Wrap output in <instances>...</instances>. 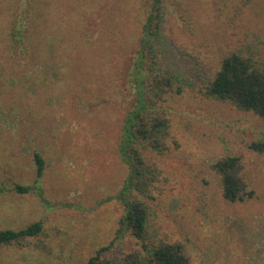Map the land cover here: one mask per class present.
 Returning <instances> with one entry per match:
<instances>
[{
  "label": "rangeland",
  "instance_id": "374dc122",
  "mask_svg": "<svg viewBox=\"0 0 264 264\" xmlns=\"http://www.w3.org/2000/svg\"><path fill=\"white\" fill-rule=\"evenodd\" d=\"M0 0V187L33 185L45 162L43 201L35 192L0 195V230L43 222L26 245L0 246V264H88L116 236L124 206L114 197L128 176L119 155L133 101L125 76L154 0ZM27 24L15 43L19 9ZM156 70L182 92L158 104L170 121L169 150L146 152L151 237L179 243L192 264H264V120L205 88L224 56L244 50L264 65V0H162ZM30 16V17H29ZM150 60V61H151ZM241 159L244 201L223 195L214 165ZM131 235L104 257L129 264Z\"/></svg>",
  "mask_w": 264,
  "mask_h": 264
},
{
  "label": "trees",
  "instance_id": "16d2710c",
  "mask_svg": "<svg viewBox=\"0 0 264 264\" xmlns=\"http://www.w3.org/2000/svg\"><path fill=\"white\" fill-rule=\"evenodd\" d=\"M161 3L162 0H154V9L149 13L141 44L131 55L125 76L126 86L133 92V101L122 124L118 155L128 167V176L120 192L114 197L125 207L124 213L113 241L109 246L98 250L88 264H115L104 257V253L116 242L124 240L128 234L140 244V249L128 256L129 264H192L181 244L157 242L151 237L148 226L149 207L139 198L150 183L146 152L149 150L163 155L169 150L167 141L170 121L163 116L158 104L165 101L172 92H182L179 84L181 80L167 70L157 71L156 67L153 68L155 58L151 60V56L158 51L157 38L162 30L156 9ZM26 17L25 8L19 9L13 39L21 49H24L25 28L29 24ZM205 89L206 97L229 102L239 110L256 113L264 120V65L256 58L247 56L244 50L237 49L226 54L220 70ZM250 149L264 154V138L251 143ZM35 163L37 178L33 185L17 183L12 189L8 186L0 187V195L6 191L18 194L35 192L47 203L41 187L46 162L37 153ZM240 166L241 159L236 156H226L214 165L222 177L223 195L232 202L244 201L247 196L253 195V192H247V184L239 174ZM43 230L41 221L21 230H0V246L26 245L29 239L39 236Z\"/></svg>",
  "mask_w": 264,
  "mask_h": 264
}]
</instances>
